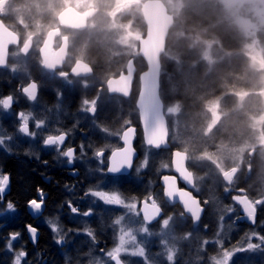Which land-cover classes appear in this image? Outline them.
Wrapping results in <instances>:
<instances>
[{
    "label": "rangeland",
    "instance_id": "rangeland-1",
    "mask_svg": "<svg viewBox=\"0 0 264 264\" xmlns=\"http://www.w3.org/2000/svg\"><path fill=\"white\" fill-rule=\"evenodd\" d=\"M39 1L37 0V3ZM80 1L85 5L84 9L91 7L96 10L95 17L87 26V35L94 33V39H98L101 43H109L108 49L115 51L114 54L124 53L135 60L138 55V42L143 35L141 7L138 3L141 4L147 0ZM159 1L173 18L166 47L160 57L162 67L159 79L160 98L162 95L165 100L163 115L167 123L168 140L178 147V151L186 154L189 171H192L195 177H200L196 180V187H191L192 194L199 195L204 202L208 201V203L203 202L207 207V213L203 218L204 225H199L195 231L187 230L186 218H181L179 213L170 212L168 215H174V226H170L172 231L168 241L170 246L176 248L174 264H212L210 258L217 256L221 251L220 245L215 241L216 233L221 232L220 218L222 216L224 220L220 239L225 249L246 248L247 237L253 232L264 235V205H257L258 223L252 228H241L238 224L240 207L235 206L231 201L232 195L228 196L231 193L224 191L226 184L221 178L223 174L236 169L238 174L242 173L240 181L245 182L248 197L251 199L264 197V0ZM191 18H199L204 22L212 19L214 21L207 29L192 32L189 30L194 24L192 22L196 21H190ZM216 27L217 32H213ZM35 32L37 36H40L45 34V28L38 24ZM216 33L222 36L226 46L217 40ZM221 64L228 69L227 78H235L233 83L236 82L233 85H225L226 74H221ZM236 72L239 76H236ZM120 104L119 101L114 103L117 108ZM35 107L38 112H44L42 108L39 109L41 105L38 103L32 107L33 112ZM49 111L51 118L55 121L62 120L64 117L63 113L59 114L58 109L53 108ZM80 113L83 112L80 110ZM4 114L6 112L0 107V116ZM76 114L75 117L79 115V112ZM85 115L88 114L85 113ZM36 119H42L46 124V118L41 115L36 116L35 119L32 118L31 122L35 124ZM83 119L84 122L86 121V117L82 116L79 119L80 122ZM61 123H64L63 120ZM129 123L124 124L123 127L129 126ZM70 128L74 130V127L70 126ZM110 136L113 140L116 139L115 145L118 147L119 133L116 136L113 134ZM0 137L5 138V146L9 149L0 147V152L8 153L11 147L15 146V134L7 136L0 126ZM37 147L43 154L48 152L44 150L43 141ZM113 149L115 148L106 151L111 152ZM139 149L141 159L127 178L130 182L144 178L143 174L149 169L147 164L146 167L140 168L139 172L136 171L145 158L148 162L150 161V150L142 143L139 144ZM26 151L29 152L30 149ZM27 154L32 156L30 153ZM40 155V153L37 154L36 159ZM92 158L94 160L91 159L90 163L83 161L87 169L85 178L89 183L88 190L117 192L115 188L120 181L107 178L104 170L105 157L97 159L94 153ZM56 163L58 166H65L62 157H58ZM77 163L82 166L81 158L77 160ZM164 164L169 166L161 167L158 172L160 176L173 172L170 163ZM92 181L94 183H90ZM234 181H238V177ZM120 196L126 203H136L138 212L142 201L151 203L147 198L137 200L133 196ZM82 199L84 211L93 209L91 217L80 214L77 218L76 214L74 216L70 214L72 218L67 221L77 230L74 237L84 240V245L88 248L84 250L86 252L80 264H95L96 260L106 261L108 257L105 253L116 246L120 234V226L114 225V221L124 215L127 209L119 205H105L98 198L90 195H84ZM228 207H232L234 211L228 212L226 210ZM13 217V210H8L6 206L0 209V219L6 220ZM139 218L142 222L140 215ZM88 219H95L99 226L105 227L110 236L107 243L93 242L87 235L84 230L90 229L89 224L92 222ZM161 219L153 225H148L153 233L160 232ZM49 221L57 226V232H53ZM38 223L48 228L57 247L67 244L69 233L64 231L66 228L63 223L54 219H39ZM208 226L209 230H207ZM186 232H192L191 238H182ZM141 235L143 234H138V239ZM61 236L64 237V243L57 244L56 240ZM173 236L176 239H172ZM10 239H6L3 250L5 261L2 263V260L1 264H13L17 253L13 251L16 240L12 241V250L8 249ZM204 240H208L209 243L203 245ZM251 242L259 243V240L252 236ZM145 246L154 264H169L165 250L160 244L159 235L148 237ZM121 258L127 260L129 264H144L143 258L140 257L122 254ZM232 260L233 264H264V251L258 249L253 252L236 253ZM23 262L24 259L21 258V264Z\"/></svg>",
    "mask_w": 264,
    "mask_h": 264
},
{
    "label": "flooded vegetation",
    "instance_id": "flooded-vegetation-1",
    "mask_svg": "<svg viewBox=\"0 0 264 264\" xmlns=\"http://www.w3.org/2000/svg\"><path fill=\"white\" fill-rule=\"evenodd\" d=\"M138 5L141 7L139 3ZM84 6L80 0H40L38 3L37 0H0V98L8 95L13 96V103L10 109H3L6 114L0 116V126L7 136L13 133L15 134V146L11 147L8 153L0 152V160L2 161L6 158L16 159L21 156L34 160L36 163L39 160H45L43 165L49 168V173H63L74 180V185L69 192L67 190L68 187H64V197L60 201L61 208L55 211L58 217L57 221L64 224V228H66L64 231L68 232L70 236H74L77 230L73 228V225L70 226L67 223L72 218L70 214L74 216L68 207V203L71 202L73 206L80 210L76 214L78 218V215H82L84 212L82 198L89 188V183H87L85 178L87 169L84 167L83 161L90 163L91 159L94 160L92 158L94 153L103 149V156L97 157L95 155V157L97 159L105 157V160H103L107 178L118 179V181L127 180L130 174L133 173V169L128 176L111 177L107 175L108 158L114 149L111 152L106 150L113 147L115 149L122 148L121 136L128 127L135 128L134 149L138 153L139 158L141 152L139 144H143L138 111L135 106L139 92V76L146 70L145 63L139 55V42L144 37L146 31L142 9L143 24H141V31L143 35L138 42V55L134 60L132 56H127L124 53L114 54L115 51L108 49L109 43H101L98 39H94V33L87 35V26L95 17L96 10L91 7L84 9ZM38 24L45 28V34L37 36L35 30ZM44 46L46 47L43 48ZM43 50H45L46 61L42 57ZM108 51L109 53H107ZM130 62L134 67V73L130 85L129 97L125 98L110 94L107 87L108 82L112 79L116 80L120 77L127 76V68ZM78 63H82L88 67L90 73H88V70H83L80 73L81 75L74 74L73 70ZM161 67L160 62V73ZM33 80L39 85V90L37 99L35 101H29L20 91V88L22 85L28 84ZM84 98L97 99L98 111L95 117L92 114L85 115L84 112L80 113L81 100ZM117 101L121 103L119 108L114 105ZM37 103L41 105L39 109L42 108L44 112H38L36 107L33 112L32 107ZM53 108L58 109L59 114L63 113V124L61 123L62 120L55 121L51 118L52 116L49 110ZM21 111L31 113L33 119L38 115L46 118V124H43L39 129L35 127V124L30 119L29 129L37 133L35 137L24 136L22 133H19L20 121L17 119L16 114ZM118 111L120 116L117 117ZM74 112H79V115L75 117L74 115L77 114ZM82 116L86 117L85 122L84 119L80 122L79 119ZM134 119L135 122L133 121ZM126 120L130 122V125L123 127L126 124ZM74 124L77 125L74 126ZM70 126L72 128L74 127V130H71ZM102 127L107 128L108 131H101ZM61 132L66 133V140L59 146V149L56 145L45 146L44 144V150L48 152H44L43 154L38 149L37 146L48 135H58ZM117 133H119L118 147L115 145L116 139L113 140L112 136H110V134L116 136ZM109 137L111 138L109 139ZM143 146L145 145L143 144ZM69 147L75 149L74 161L71 165L67 163V158L60 154L61 150H67ZM146 148L150 151H159L148 147ZM27 149H30V151L27 152ZM27 153L32 154V156ZM39 153L41 155L36 159V155ZM58 157H62L65 166L57 165L56 161ZM80 158L82 166H79L77 163V160ZM137 162L138 160L135 162L134 167ZM232 170L235 171L233 175L234 179L238 177V181H234V184L231 186V194L228 196L237 194L249 196L247 194L248 190L246 193L237 192L239 188L246 189L245 182L240 181L242 173L238 174L236 169ZM0 171L1 174H6L10 178V192L11 177L4 170ZM248 173L249 171L246 175ZM143 175L145 176L146 173ZM163 176L165 175L160 176L158 179L161 191H163L161 186V178ZM175 177L178 182V188L186 189L183 181L177 175ZM49 179L51 178L42 180L48 183ZM90 183L94 182L92 181ZM9 192L3 195V200L0 201L1 209L8 203L6 202V197ZM43 195L44 204L40 210H31L28 202L25 204L24 212L30 218L32 224L24 225L21 233H24L26 239L22 236L17 237L16 244L13 247L14 252L25 251L27 253L25 257H22L24 259L23 264H31L29 263V250L30 247L36 248L37 246L40 234L39 229H45L49 233V237L51 239L53 238L48 228L38 223L39 219H51L50 215L53 214L51 211H48V216L46 215L47 195L45 193ZM193 196L197 198L199 195L193 194ZM35 199L39 202L40 196L38 192L36 193ZM197 199L201 202L204 209L198 223L200 225L204 215L207 213V207L201 198ZM231 201L234 203L232 199ZM234 205L237 206L235 203ZM161 207L163 213L162 218L170 212L177 214L173 208H178L182 212L178 206H169L164 201L163 196ZM90 215L87 217L90 218ZM20 216L19 210L15 207L14 217L6 220L4 218L0 219V222L15 221L20 219ZM240 218L241 214L238 211V224L244 228H252L244 220L240 221ZM186 219L191 221L193 227L191 218L186 217ZM88 220L92 221L89 225H95V223L97 225L98 223L95 219ZM258 220L259 215L257 209L255 224L258 223ZM27 225H32L37 229L38 236L34 245L29 241L26 231ZM8 238H11V234ZM32 258L36 259V255L32 256ZM41 264H49V262L44 260Z\"/></svg>",
    "mask_w": 264,
    "mask_h": 264
},
{
    "label": "snow or ice",
    "instance_id": "snow-or-ice-1",
    "mask_svg": "<svg viewBox=\"0 0 264 264\" xmlns=\"http://www.w3.org/2000/svg\"><path fill=\"white\" fill-rule=\"evenodd\" d=\"M39 90V85L33 80L28 84H24L21 86L20 91L26 96L29 101H35L37 99V94ZM99 98V96H97ZM97 99H87L84 98L81 100V111L87 114H92L95 117V114L98 111L97 108ZM13 103V96L8 95L0 98V107L4 110L10 109ZM158 114V109L156 103L153 99L149 98L144 105V125H145V142L148 146L154 148H160L161 145L167 142L166 138L163 140H152L149 139L147 135V128H148V120L155 119ZM17 119L20 121L19 123V133H22L24 136L35 137L37 135L36 132L30 131L29 129V121L32 119L31 113H25L23 111L16 114ZM125 123H129L128 121ZM44 124L42 119H36L35 127L37 129L41 128ZM130 129V130H129ZM101 131L107 132V128H101ZM134 135V129L128 127L126 131L123 132L121 139L124 142L123 148H116L112 151L109 166L107 167V173L109 174H118L121 172V169H129L133 167V155L134 149L131 145V137ZM11 139V137H8ZM66 140V133L61 132L58 135H48L44 140L43 144L45 146L49 145H56L59 149V146L64 143ZM0 147H5V150H9L5 146V138L0 137ZM74 152L75 149L72 147L67 148V150H61L60 154L67 158V163L72 164L74 161ZM95 155L97 157L103 156V149L96 151ZM182 163V167H176L175 171L180 174L184 181H186L189 185L196 187V180L200 179V177H195L192 171L186 167V164ZM148 164L147 158L140 164V166L136 169L137 172L140 171V168L146 167ZM168 164H162L161 167L167 168ZM223 182L226 183L224 188L225 192H231V188L234 184V176H230L228 174H223L221 176ZM9 176L6 174H0V201L3 200V194L6 190V187L9 184ZM165 183L164 195L169 199L172 200L173 197H178L179 202L183 206V211L180 213L181 218H186L190 216L191 220L193 221V231L199 228V224L197 222L201 219V214L204 211L201 202L192 195L190 191L180 189L176 185V179L170 176L163 177ZM247 189L239 188L237 189L238 193H246ZM37 192L40 196L39 202L37 199H32L28 202V206L31 210H40L42 205L44 204V195L42 190L37 189ZM86 196H92L98 198L99 201H102L105 205H119L127 209V212L124 215H121L114 221V225L120 226L119 227V236H118V243L115 247H113L110 251H107L105 254L108 257V260L101 261L96 260L95 264H129L127 260H123L122 254L131 257H140L143 258L144 264H154V262L149 258L146 252V243L147 238L153 235L160 236V244L163 246L165 253H166V260L169 264H174V258L176 253L175 246H170L168 241V236L172 231L174 215H168L167 217H163L160 221L161 230L160 232L153 233L148 225L155 220L157 217L162 216V207L160 204L157 203L156 199L152 196L147 197V200H150L151 203H144L143 206V218L142 222L139 218V212L137 211L136 203H126L125 200L115 191L106 192L103 190H93L89 189L88 192L85 193ZM231 199L236 202L237 204L241 205L243 208V212L246 214L248 220L255 223V217L257 213V205H264V197L251 199L247 195L237 194L232 195ZM204 203H208L205 201ZM8 210H15L14 204L9 201L6 205ZM68 207L73 214H78L80 210L73 206L71 202L68 203ZM228 212H233L234 209L232 207H228L226 209ZM93 213V209L89 208L87 211L82 213L83 216L87 217ZM221 224V232L223 230V220L224 217L220 218ZM52 226L53 232H57V226L52 224L51 221L48 222ZM27 231L30 234V237L35 243L36 241V234L37 229L32 225H27ZM87 235L92 239L93 242L96 241L97 237L93 230L85 229L84 230ZM221 232H217V240L215 243L220 245L221 251L217 254V256L211 257L212 264H233L232 258L236 253L240 252H253L255 250H262L264 251V235H259L255 232L252 235L248 236V243L245 247H236L233 250L225 249L223 246V242L220 239ZM138 234H143L138 239ZM20 236L19 232L11 234V239L8 242V249L12 250V241L16 240L17 237ZM192 236V232H186L183 239H189ZM252 236H255L259 243H253ZM172 239H176V237H172ZM57 244L64 243V237H60L56 240ZM209 243L208 240L202 241L203 245H207ZM27 253L25 251H19L16 253L15 258L13 260V264H21V258L25 257Z\"/></svg>",
    "mask_w": 264,
    "mask_h": 264
},
{
    "label": "trees",
    "instance_id": "trees-1",
    "mask_svg": "<svg viewBox=\"0 0 264 264\" xmlns=\"http://www.w3.org/2000/svg\"><path fill=\"white\" fill-rule=\"evenodd\" d=\"M189 16V15H187ZM187 17H186V25H187ZM209 19H207L208 21ZM190 21L194 23L189 30L195 31H203L210 27L213 24L214 19L209 20L208 22H204L199 18H191ZM217 32V27L214 28L213 32ZM187 32V31H186ZM217 40H220L224 46L226 43H223V38L219 33H216ZM236 72V76H239ZM221 74L225 75V85H233L234 79L229 77L227 78L228 69L222 68ZM225 77V76H224ZM175 82V81H174ZM161 94V93H160ZM162 103L164 104V99L161 95ZM120 116L119 111L117 113V117ZM135 122V119L133 120ZM170 143V142H169ZM170 149L166 151H150L149 154V169L146 171V175L138 179L137 181H129V180H120L118 186H116L117 192H119L122 196H133L137 198V200H144L149 196H152L156 199L157 203L161 205L162 203V191L159 186V177L158 172L161 169V165L164 163H170L171 150H178V147L172 143L169 145ZM141 159V152L140 158ZM45 160H39L37 163L34 160H31L26 157H18L16 159L6 158L4 160H0V170H4L5 173L9 174L11 177V187L10 192L6 197V202L11 201L14 206L19 210L21 216L20 219L15 221H6L0 222V264L5 261L3 250L6 246V239L10 234L19 232L20 236L25 238L24 233L21 231L24 228L25 224H32L30 218L25 214V204L32 199H35L37 189L42 190L43 193L47 195L46 202V215L47 212L51 211L53 214L50 215L51 219L57 220V214L55 211L60 209V201L64 197L63 189L67 188L68 192L71 187L74 185V180L70 177L64 175L63 173L53 172L49 173V168L43 165ZM137 162V164H138ZM190 168V167H189ZM51 178L46 183L42 179ZM128 192V194L126 193ZM149 195V196H147ZM197 198H201L202 201L204 199L200 196ZM1 209V208H0ZM176 213H181L178 208H173ZM205 216V215H204ZM205 218V217H204ZM203 220L201 221L200 226L203 224ZM187 224V230L193 231V227L191 226V221L185 219ZM106 225V224H105ZM204 225V224H203ZM90 229L93 230L96 234V242H108L110 240L109 234H107V230L104 226H99L98 223L96 225L91 224ZM242 228V227H241ZM201 229V227H200ZM209 230V226L208 229ZM40 234L37 242L36 248H31L29 250L31 264H41L44 260L49 262V264H80L82 257L84 256V250L88 249L86 245H84V240L79 237L75 238L74 236L69 235V239H67V244L61 247H57L50 237L49 233L45 229H39ZM212 232V231H210ZM209 232V233H210ZM207 233V232H206ZM208 235V234H207ZM205 235V236H207ZM26 239V238H25ZM15 250V249H14ZM34 254V255H33ZM36 255V259L32 258V256Z\"/></svg>",
    "mask_w": 264,
    "mask_h": 264
},
{
    "label": "water",
    "instance_id": "water-1",
    "mask_svg": "<svg viewBox=\"0 0 264 264\" xmlns=\"http://www.w3.org/2000/svg\"><path fill=\"white\" fill-rule=\"evenodd\" d=\"M140 5L142 9V14L145 20L146 31H145L144 37L139 42V55L145 63L146 70L139 76V92H138L135 106L138 111V118H139V124L141 127L143 144L146 147L155 149V150H160V151L168 150L169 149L168 130H167V123L163 115V103H162V100L159 94V79H160V57L165 50L168 33L173 25V18L171 15L168 14L165 6L159 0H147L144 3H141ZM45 47L46 46H44L43 48ZM42 57H43V60L46 61L45 50L42 51ZM83 70L89 71L88 67H86L82 63H78L77 66L74 68L73 73L76 75H81L80 73H82ZM127 72H128L127 76L120 77L119 79H116V80L112 79L108 82L107 87L109 89L110 94L123 96L125 98L129 97L130 85H131V82L133 79V73H134V67L131 62L128 64ZM88 73H90V71ZM149 98L155 101L157 109H158V114L155 119L148 120L147 135L149 139H152V140H163L166 138L167 142L161 145L160 148L150 147L145 142L146 131H145V125L143 122L144 121V105H145V102ZM133 129H134V135L131 137V145L134 149L135 128ZM121 144L123 148L124 142L122 139H121ZM110 157L111 155L109 156V158ZM109 158H108L107 167L109 166V163H110ZM138 158H139V155L134 149L133 167H134L135 162L138 160ZM181 162L185 164L187 163L186 154L178 150L171 151L170 164L173 169V174L180 177V179L186 184V189L184 190L189 191L192 185H189L186 181H184L183 178L180 176V174L175 171L176 167H182ZM133 167L129 169H121V172L118 174H109L107 173V171L106 173L108 176H111V177L128 176L131 173ZM234 173L235 171L232 170L230 173H228V175L233 176ZM166 176H170L176 179V177L173 175H166ZM163 177L161 178V186L163 189L162 196H163L164 201L169 206L180 207V209L183 211V206L179 202L178 197H173L172 200H169L164 195L165 183H164ZM176 185L178 187L177 179H176ZM8 192H9V184L6 187V190L3 195L7 194ZM144 203L145 201H142L140 204V208H139L141 219L143 218L142 209H143ZM234 203L238 205L241 209L240 210V214H241L240 221L244 220L247 225L252 226V227L255 226V223H252V221L247 219L246 214L243 212L242 206L237 204L236 202ZM202 214H201V217H202ZM187 217L190 218V216H187ZM161 218L162 216L157 217L149 225H153L157 223ZM26 231H27V228H26ZM27 235H28L30 243L34 245L37 241L38 233L36 234L35 243H33L28 231H27ZM112 263L114 264V262Z\"/></svg>",
    "mask_w": 264,
    "mask_h": 264
},
{
    "label": "bare ground",
    "instance_id": "bare-ground-1",
    "mask_svg": "<svg viewBox=\"0 0 264 264\" xmlns=\"http://www.w3.org/2000/svg\"><path fill=\"white\" fill-rule=\"evenodd\" d=\"M221 67L223 68L224 67V64H221ZM202 69H204V68H202ZM203 73H205V71Z\"/></svg>",
    "mask_w": 264,
    "mask_h": 264
}]
</instances>
